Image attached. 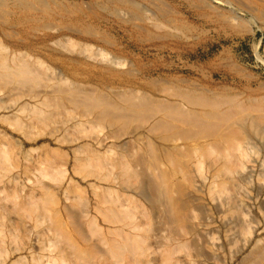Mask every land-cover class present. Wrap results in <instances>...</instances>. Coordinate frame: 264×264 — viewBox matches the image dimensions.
Returning <instances> with one entry per match:
<instances>
[{"label":"rangeland","instance_id":"374dc122","mask_svg":"<svg viewBox=\"0 0 264 264\" xmlns=\"http://www.w3.org/2000/svg\"><path fill=\"white\" fill-rule=\"evenodd\" d=\"M250 121L264 0H0V264H264Z\"/></svg>","mask_w":264,"mask_h":264},{"label":"bare ground","instance_id":"6f19581e","mask_svg":"<svg viewBox=\"0 0 264 264\" xmlns=\"http://www.w3.org/2000/svg\"><path fill=\"white\" fill-rule=\"evenodd\" d=\"M22 70H24V69H22ZM19 72H20V70H18ZM7 73V72H6ZM21 73H23V72H21ZM27 72H25V74H26ZM24 74V75H25ZM19 75H20V73H19ZM23 75V74H22ZM21 75V76H22ZM245 119V118H244ZM246 122V121H245ZM262 124V125H261ZM257 123V122H253V121H250V123H249V126L248 127H250V133H253V134H256V136L257 135H259L260 136V139H263L264 137H263V129H264V122H262V123ZM239 125V124H238ZM263 126V127H262ZM252 135V134H251ZM256 136H254V137H256ZM263 137V138H262ZM258 138V137H257ZM264 142V141H263ZM260 143V142H259ZM198 144V143H197ZM246 144V143H245ZM168 147H170V146H168ZM172 147V146H171ZM176 147V146H175ZM195 149H199V147H197L196 145H194L193 146ZM264 148V147H263ZM146 163V162H145ZM239 172V171H238ZM239 174V173H238ZM145 176V175H144ZM240 176V175H239ZM147 177V176H146ZM146 177H144L145 179H146V181L149 183V188L151 189V191H152V194H153V198H151V201H152V205H162V203H163V199H164V197H165V191H164V189H163V186L162 185H156V184H154V182L150 179V178H146ZM234 177V176H233ZM238 180V179H237ZM243 180V179H242ZM147 183V184H148ZM145 184V183H144ZM170 184V183H169ZM146 185V184H145ZM145 188V187H144ZM143 195V194H142ZM197 195V194H196ZM156 208V207H155ZM230 209V208H229ZM228 213V212H227Z\"/></svg>","mask_w":264,"mask_h":264}]
</instances>
